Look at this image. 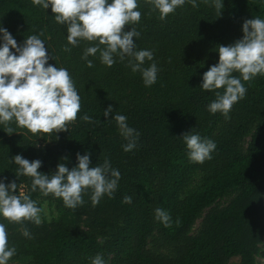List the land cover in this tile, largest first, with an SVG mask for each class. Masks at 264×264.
Returning <instances> with one entry per match:
<instances>
[{
    "label": "trees",
    "instance_id": "16d2710c",
    "mask_svg": "<svg viewBox=\"0 0 264 264\" xmlns=\"http://www.w3.org/2000/svg\"><path fill=\"white\" fill-rule=\"evenodd\" d=\"M230 3L227 11L197 0V7L185 3L161 20L151 0H138L141 20L130 26L140 32L134 38L137 50H152L159 68L157 82L146 87L141 74L128 67L127 58L108 67L97 54L89 56L93 66L88 67L81 57L91 45H68L66 27L55 22L51 7L44 10L33 0H0V25L18 46L28 36L40 35L53 57L49 63L68 69L81 102L77 119L56 134L33 135L15 123L0 124V180L15 181L18 193L30 195L43 209L39 224L0 218L16 248L10 261L91 264L100 254L107 264H230L235 258L240 264H256L264 242V76L244 82L246 96L233 105L228 119L207 110L215 94L200 88L203 74L219 61L216 48L242 39L246 20L264 19V0ZM109 105L140 133L130 152L123 150L127 141L115 121H105L103 111ZM83 115L92 122L83 121ZM191 130L216 143L212 159L202 164L189 160L182 136ZM85 152L92 166L107 158L121 179L112 198L104 196L93 206L89 193L75 209L67 208L61 198L32 192L31 178L16 177L18 166L11 161L18 154L40 160L39 171L51 174L59 163L71 170L77 154ZM198 173L204 179L185 195ZM234 189L240 192L226 207L212 210L201 231L190 236L202 213ZM125 196L132 197L131 204L123 203ZM45 204L54 210L50 220ZM157 207L170 214V227L155 218ZM156 225L175 255L151 249Z\"/></svg>",
    "mask_w": 264,
    "mask_h": 264
},
{
    "label": "clouds",
    "instance_id": "9594fccd",
    "mask_svg": "<svg viewBox=\"0 0 264 264\" xmlns=\"http://www.w3.org/2000/svg\"><path fill=\"white\" fill-rule=\"evenodd\" d=\"M151 2L161 20L185 3L198 6L197 0ZM213 3L218 10L223 7V0H213ZM33 4L44 10L51 7L55 22L66 27L68 45L75 48L82 41L89 42L91 46L84 49L81 57L88 67L93 66L89 56L97 54L100 62L108 67H112L117 59L124 61L127 58L128 67L133 73L141 74L146 87L157 82L159 68L154 61V52L137 50L134 38H139L140 32L130 27L141 20L138 0H33ZM125 26L130 30H125ZM242 32V39L216 48L219 61L203 74L200 85L202 90L215 94L207 110L213 115L220 113L225 119L229 118L233 105L245 98L244 82L264 76V19L257 16L246 20ZM64 51L70 52L71 48L65 47ZM50 58L53 59L40 35H30L18 46L15 37L0 25V124L15 123L33 135H50L67 131L68 125L77 119L81 102L74 81L67 68L50 64ZM146 62H150L147 67ZM103 116L105 121H115L127 141L123 145L125 152L137 147L140 133L129 126L125 115L109 105ZM80 118L92 122L88 115ZM9 131H12L11 127ZM182 140L189 160L194 163L202 164L212 159L217 148L213 140L193 130L183 134ZM76 160V166L71 170L65 163H59L51 174L39 171L40 160L29 161L18 154L11 161L18 166L16 177L31 178L32 192L39 190L45 197L61 198L67 208L83 205V197L89 193L93 206L104 196L112 198L119 186L120 171L113 168L107 158L92 166L87 152L78 153ZM17 193L15 181L5 183L0 180V218L8 223L31 221L39 224L43 209L30 195L22 191ZM123 203L131 204L132 197L125 196ZM154 211L158 221L165 227L171 226V216L165 209L157 207ZM24 235L28 237L30 233L25 230ZM15 255L16 248L9 242L6 224L0 222V264H9ZM91 264H107V261L97 254Z\"/></svg>",
    "mask_w": 264,
    "mask_h": 264
},
{
    "label": "rangeland",
    "instance_id": "374dc122",
    "mask_svg": "<svg viewBox=\"0 0 264 264\" xmlns=\"http://www.w3.org/2000/svg\"><path fill=\"white\" fill-rule=\"evenodd\" d=\"M205 3H213V0H201ZM231 0H223V7L225 8L227 11L229 10L230 6H231ZM214 4V3H213ZM251 142V136L247 137L245 142H244V149H247L249 144ZM204 174L202 173H198L196 175L193 176L188 190H186V194L188 195L190 192H192L193 190H195L202 182V180L204 179ZM240 192V189H234L232 191H230L229 193H227L226 195H224L221 199H219L213 206H211L210 208L206 209L202 215L200 216V218L195 222V224L191 227L190 229V236H196L200 231L201 228L203 226L204 220L206 219L207 215L214 210L215 208H224L226 207L230 201ZM44 214L45 216L50 220L54 214V210L51 209L48 204L44 205ZM150 246L151 249L155 252H158L160 254L163 255H168V256H173L176 254L175 249H173L172 247L169 246H165L168 244H165V242L162 239L159 227L156 225L155 226V232L153 234L152 239L150 240ZM264 242L263 245H261V252L258 256H256V264H264ZM27 260L21 261V262H15V261H9V264H24L26 263ZM230 264H240V259L239 258H235L233 260L230 261Z\"/></svg>",
    "mask_w": 264,
    "mask_h": 264
}]
</instances>
